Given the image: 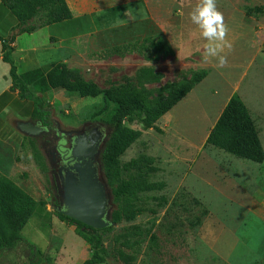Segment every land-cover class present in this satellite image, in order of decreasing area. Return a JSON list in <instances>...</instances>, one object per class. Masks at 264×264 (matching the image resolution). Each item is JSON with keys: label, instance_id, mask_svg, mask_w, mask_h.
<instances>
[{"label": "rangeland", "instance_id": "374dc122", "mask_svg": "<svg viewBox=\"0 0 264 264\" xmlns=\"http://www.w3.org/2000/svg\"><path fill=\"white\" fill-rule=\"evenodd\" d=\"M116 1L118 4L112 2L95 16L103 18L106 37L114 36L115 46L162 35L174 55L154 62L137 53L116 55L111 48L102 52L108 63L100 64L97 57L92 58L94 54L84 53L73 68L80 71L85 82L102 89L130 83L151 99L158 90L185 82L197 71L208 70L209 74L154 128H146L135 116L125 121L141 136L120 157L121 178L134 184L137 170L133 163L145 157L156 169L149 182L158 186L137 192L133 202L141 212L135 220H123L104 233L108 252L104 264H124L114 254L119 249L133 252L121 246V236L134 229L142 233L135 264H264V162L254 163L204 147L234 93L250 110L264 147V14L246 15L247 8L264 7V0H215L227 28L225 40L232 45L219 54L227 58L223 67L218 66V56L205 61L209 41L191 20L201 0ZM149 68L161 75L159 82L137 79ZM25 93L32 97L27 87ZM64 94L66 98L54 106L45 104L48 122L57 121L65 127L73 120L93 116L107 122L111 116L113 104L98 113L102 96ZM32 140L46 158L47 177L35 162L29 140L22 145L0 144V174L45 203V211L36 213L23 227L24 242L12 250H0V264H82L90 248L76 227L61 221L54 210L58 199L53 191L51 162L41 139ZM152 235L156 236L154 245ZM29 244L35 247L36 256Z\"/></svg>", "mask_w": 264, "mask_h": 264}, {"label": "trees", "instance_id": "16d2710c", "mask_svg": "<svg viewBox=\"0 0 264 264\" xmlns=\"http://www.w3.org/2000/svg\"><path fill=\"white\" fill-rule=\"evenodd\" d=\"M0 3L17 18L21 32L32 33L38 28L73 18L66 0H0ZM263 14L264 7L246 9V15L249 17ZM0 43L3 46L4 61L11 65V76L15 85L20 87L25 96H28L25 93L26 87L18 84V68L12 59L14 47L9 44V40L1 36ZM112 51L121 56L137 53L154 62L174 55L172 46L162 35L149 36L141 41L116 46L112 48ZM208 74V70L197 71L185 82L158 90L157 96L151 99L145 96V92L137 90L130 83L109 89H102L95 83H87L82 79L78 69H69L65 64L55 65L48 74L49 86L54 90L78 94L82 98L102 96L103 106L98 113L107 111L113 104L111 116L105 122L109 124L111 132L103 153V171L112 194L113 224H119L123 220H135L141 212V209L137 208L133 202L137 192L152 191L158 186L149 182L148 177L156 169L149 166V160L145 157L133 163L137 170L134 184L126 183L121 178L120 157L141 136V132L127 127L125 121L135 116L146 128H154L155 124L185 99ZM137 79L159 82L161 75L149 68L142 71ZM42 102L40 101L37 106L39 107ZM43 112L39 109L35 119L47 120L48 112ZM29 141L34 150L35 162L47 177L49 168L46 158L34 140L29 139ZM209 146L243 160L259 164L264 162V147L257 124L239 94L234 93L231 96L211 129L204 147ZM43 211H45V203L36 201L14 181L0 174V250L15 249L24 242L21 236L23 227L36 213ZM56 213L61 221L75 226L76 233L88 244L90 254L82 264H104L108 254L104 233L111 231L112 225L104 229H94L67 217L64 213ZM141 237L142 233L139 229L122 235L121 246L133 252L129 254L119 249L115 252L114 258L124 264H135L136 255L140 252ZM155 241L156 236L152 235L151 244L154 245ZM29 247L32 254L36 256L35 247L32 245Z\"/></svg>", "mask_w": 264, "mask_h": 264}, {"label": "crops", "instance_id": "0c3cea01", "mask_svg": "<svg viewBox=\"0 0 264 264\" xmlns=\"http://www.w3.org/2000/svg\"><path fill=\"white\" fill-rule=\"evenodd\" d=\"M66 2L73 13L72 19L38 28L32 33L21 32L17 18L0 3V36L14 47L12 59L18 68L19 83L26 85L32 95L25 96L15 85L11 65L4 61L0 43V144L22 145L25 140L33 139L20 128V123L40 124L43 121L35 119L39 111L37 104L43 101L45 112L46 103L54 106L57 100L66 98V91L49 86L48 74L55 65L65 64L73 69L84 53L94 54L92 58H98L96 63H108L109 58L102 52L117 46L112 41L114 36L106 37L103 18L95 17L111 7L112 2L117 3L116 0ZM99 19L102 27L98 25Z\"/></svg>", "mask_w": 264, "mask_h": 264}, {"label": "flooded vegetation", "instance_id": "af4514ba", "mask_svg": "<svg viewBox=\"0 0 264 264\" xmlns=\"http://www.w3.org/2000/svg\"><path fill=\"white\" fill-rule=\"evenodd\" d=\"M43 131L36 137L48 153L53 170V186L57 203L56 212L68 210L65 204V189L73 179L78 181L81 173H91L98 181L105 179L103 153L110 135L108 125L91 117L89 120L74 121L62 127L59 122L43 121ZM43 138V139H42Z\"/></svg>", "mask_w": 264, "mask_h": 264}, {"label": "water", "instance_id": "95a60500", "mask_svg": "<svg viewBox=\"0 0 264 264\" xmlns=\"http://www.w3.org/2000/svg\"><path fill=\"white\" fill-rule=\"evenodd\" d=\"M20 128L31 137H37L44 129L43 122L40 124L22 122ZM64 196L68 207L64 215L67 217L94 229L114 225L110 221L112 194L106 179L98 181L91 173L85 175L81 173L78 181L73 179V191L69 185Z\"/></svg>", "mask_w": 264, "mask_h": 264}, {"label": "clouds", "instance_id": "9594fccd", "mask_svg": "<svg viewBox=\"0 0 264 264\" xmlns=\"http://www.w3.org/2000/svg\"><path fill=\"white\" fill-rule=\"evenodd\" d=\"M191 20L194 24L202 29V35L209 43L205 45V61L208 57L219 58V67H223L227 63L224 55H219L225 48L231 49L232 45L225 40L227 28L224 23V17L216 8L215 0H201L191 13Z\"/></svg>", "mask_w": 264, "mask_h": 264}]
</instances>
